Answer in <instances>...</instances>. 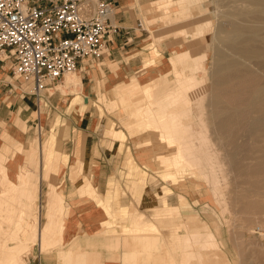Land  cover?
<instances>
[{"label": "rangeland", "instance_id": "rangeland-1", "mask_svg": "<svg viewBox=\"0 0 264 264\" xmlns=\"http://www.w3.org/2000/svg\"><path fill=\"white\" fill-rule=\"evenodd\" d=\"M165 1L166 0H136V6H137L138 12L140 14V27H141V30L143 32L142 37L147 39L145 41V42H147V45H146L147 50L146 51L153 53V56L155 57V59H153V60L149 59L147 57H144V59L146 61H148L149 63L152 62V64H149V66H154V65H158V64H170V63L173 64V67H172L173 72L172 73L170 72L169 77L167 78L168 83H166V85L160 86L161 82L163 80H165V76H164L165 74H163V73H157L156 74V76H158V77L160 75L163 76V78H161L162 80L160 79V81L157 82L158 84L155 83L156 85H154V89L157 87L156 89L159 88L160 92H156L154 96H150V97L147 96L145 90L143 89V85L145 83H147L148 80L144 83H142L144 80H138V77H140L139 75H142L143 66H142V69L140 72H138L136 74H132L128 79H126V80L124 79V80L114 84L113 86H111V89H103V88L108 87V82L105 79H98L97 83L95 84V88L93 89V91L95 92V95L92 98H89V101L91 100V103L89 102L88 107L85 106L86 102H84L83 95L85 93H78L81 89L80 86H74V88L73 87H69V88L63 87L62 88V86H61L62 81L57 82V83L53 84L52 87H49L48 89L43 90L41 92V96L39 97L40 100H38L36 98V100H38L37 103H35L36 102L35 97L33 95L31 96L32 97L31 98L32 99L31 106L33 109H37V111L33 112V114H32L33 116L36 117V120L32 124H30L32 127L29 129V132H28V134L32 133L31 137L21 138V141L12 138L7 133V130L11 129L12 131H15L14 127H12V126L9 127V122H5V121L0 120V149L5 150L6 147L10 148L12 145H15V144H17V145L19 144L18 146H23V144H25V143L28 145L33 144V146L35 147V150L31 156L26 155V159H25V162L23 163V165L27 169H29L30 179H31L32 185L35 189V194H37V185L35 184V180L38 178L37 164H36L38 151L42 152V154H43V160L45 162V167H46L45 173H46V171H49L50 176L54 175L56 172V167L58 165V162L59 161L66 162V160H67V154L62 153L60 151L61 146L63 145V142H65L69 139L70 126H69V121H68L66 114H69L70 111L73 109H76L79 112H82L83 108H85V109L88 108V110H91L92 112L96 113L95 110L97 107V109L100 111V114L98 115L96 113V115L98 117V119L95 120L96 128L100 129L101 132L109 135L108 130H106V128L103 127V125L107 122V123H111V127H110L111 130L119 129V130H123L124 133L127 134V135H125L124 138H115L112 135H109V136L113 140H117L115 142L116 143L115 145L119 144V147H120V141L124 142L123 144L125 146H122V149H121L122 151L120 150L121 152H123L124 147H126V146L128 147L127 150L124 148V151H125L124 160H123L124 170L121 172L120 176L122 177L121 181H124V183L126 184L125 187L122 189V192H124L125 196H126V194L127 195L129 194L130 197L133 198L132 202H130V206H133V204L138 203V201L135 202L134 199L135 198L138 199L137 197H140V195H139L141 193V191H139L140 185H138V182H136L137 179L139 180V177H142V178H140L139 181H140V183L142 182L141 185L145 186V188H144L145 194L147 193V194L151 195L152 199H154L151 207L141 208L140 211H138L134 208L135 209L134 213L133 212H132V214L130 213L131 214L129 217L130 223H132V224H141L142 223L143 225L146 224V223H143V215H141L143 213L151 221V222L147 223V228H145V229H147L146 232H148V233L152 232L153 234H156L157 233L156 229H158V230H159V228L161 229L162 225L166 226L164 232H167V230H168V234L169 233L171 234V232L174 231V233L184 232V233H187L189 236H191L193 232L204 233L206 231L212 230L215 234L216 239L218 241L220 240L218 242L219 247H220V249H222L225 252L227 260L230 261L231 260L230 257H234V258H236V262H237V260H239V261L241 260L242 264H244V263L246 264L245 258L248 256L251 257V255L254 254V255H252L253 261L257 264H264V255H263L264 243H262V242H264L263 241L264 238L261 239L260 237H257V235H251L245 231L241 232V226H239L240 225L239 221L241 218L238 217L237 214L234 213L241 206V203H237V204L229 203L222 196V194L214 195L212 192L209 193L208 189H207L208 184L206 186V180H205L206 178L203 179L202 177H200V179L204 180V181L203 180L201 181V180H199V177H198V179L196 181H192L186 175L182 178V181H180L178 184H176L177 186H175V184L170 179L165 177L169 167L167 165L166 166H164V165L158 166V164L155 160V154L157 152H159L160 150L149 149V146L147 144L142 143V139L145 136H148L150 134L149 132H151V131H148V130L142 128V130L136 131L135 136L130 135L131 131L129 129H132L133 126H139L140 124L138 123V119L140 117H143V115H141V113L139 116H136V117H131L130 114L134 113L136 110L143 107L145 103L148 104V102L151 101V99L153 102L158 103L165 96L172 95V94L178 92L179 90H181V86L179 83V77H182L184 74L190 73V68H189L190 65H189V63L183 62L184 64L179 63L178 66L176 67L175 66V59H176L177 54H181L184 57V59L188 60L191 55H198V54L205 53L206 57H207L205 60V63H204L205 67L207 69H211V67L213 66V63L215 62L214 58L217 57L216 52L220 48L219 43H217V40L216 41L214 40V37L216 34L215 27H216L217 21H218L217 16H215V15H216V11L218 10L217 8L219 7L216 4L215 0H199L198 3L194 4V5L189 4V2H187V1L184 3H181V4H176V3H178L176 0H173V1L170 0L167 3H171V4L169 5V4L165 3L166 4L165 5L164 4ZM240 1L241 0H233V2L231 1L230 3L228 2L226 4L228 7L225 5L224 7L222 6V8L227 10V9H229V6L231 3L234 5V2L239 3ZM232 4H231V6H232ZM242 4H243V6H244V4H245V6H247V4L245 2H243ZM185 8H186L185 12L181 11L182 9H185ZM196 13H197V15L202 13V15H199L198 17L195 18ZM206 13H207L208 17L206 16ZM192 16H194V17L192 18ZM160 19L161 20L163 19L162 21L165 24L162 21L159 22ZM199 28L202 29V32H198L197 29H199ZM182 30H183V32L184 31L185 32L182 33ZM227 41L228 40H226L225 42H227ZM165 45L168 48L166 51H164V53H165L164 55H167L168 57L162 56L163 55L162 47L164 48ZM144 59H143V62H144ZM221 62H223V61H220V63ZM210 65H212V66H210ZM11 66L12 65L10 64V62H7L6 64H4L2 66V68H0V90L5 91V89H7L8 91H12V94L14 95V97L12 98V101H15L16 98L17 99L19 98L22 101L27 100V97H26L27 94L22 93L21 89H20V88H22L23 90H26L27 89L26 85L22 84L21 81L15 79V76H13V74L11 72ZM150 69L154 70L155 68L151 67ZM205 74H203V71H201L200 69L195 70V75L197 78H204V76L206 78L207 73H205ZM108 78H110V77H108ZM78 79L81 82V75H79ZM86 80H87L86 78L83 79V81H86ZM204 81H202V84L204 82V86L202 84L200 86L201 88H204L206 86L204 88L206 91L203 94L204 96L202 95V97L200 96L201 98L200 97L195 98L194 103L187 101V102H185V105H184L186 107H188V106L194 107V111H195L194 116H198V115L200 116L201 110H202L203 105H204L203 102H206V100L208 99L206 97H208L207 95H209L207 93H209V91L211 90L210 88L208 89V87H209V82L207 84L208 79H206ZM81 84L83 85L82 82H81ZM59 85L61 86L60 87L61 89L59 88ZM233 86H234V84H233ZM233 86H231V87L234 90L235 88ZM74 90H77V91H74ZM59 93L62 94L61 97L64 100L63 105H62V107L57 106V110H53V109L51 110L50 109V103L48 101V99L50 98L49 95L54 96V95H59ZM248 95L250 97H251V95H253V89L252 88L249 89ZM226 96L230 97V98H226ZM249 96H248V98H249ZM203 97H205L206 100ZM98 98H101V99H98ZM113 98H116V100L118 99V101H111L112 103L108 104V101L113 99ZM224 98H226V99H224ZM219 99H220L221 103L219 105L217 103V105H216V108L218 110L217 109L215 110V112L213 113V114H215L214 116H212V113L209 111L210 112L209 117H211V118L216 117V123L222 121L221 126L224 124L225 125L229 124L232 128H230L228 130V128L230 126L224 125L223 127L225 129L224 128L220 129L221 130L220 131V130H218V128H220V126H219V127H217L216 130H214V131H216L214 133H211V131L207 129V132H205V134L210 135V145L212 144L214 146V147H212V145H211L212 150L213 151L215 150L213 152V154L217 155V157L220 159L225 158L226 160H228V162H230L229 163L230 165L231 164L234 166L236 165L235 168L237 167V165H241L240 166L241 169L242 168L245 169L246 165L247 166L250 165V167H251V165H253L256 162L257 154L261 153V151L258 152V150H260V148L263 149V147H264V132L257 129V128H256L257 130H255L254 128H251L252 127V125H251L252 119L246 120V118H250L249 114L247 116V113L243 109V105L240 106L239 105L240 103H237V102L231 100L232 98L229 95V93H226L225 96L220 95V97L218 98V101H219ZM222 99L227 100V102L222 100ZM214 101L218 102L217 99ZM222 101L224 102L223 103L224 105L222 104ZM230 101H232V102H230ZM228 102H230V104L231 103L235 104V105H233V107L238 108V106H239L241 109L240 108H238V109L234 108L235 109V111H234V109H232V106L230 104H228ZM225 103H227V104H225ZM228 106L229 107L231 106V111H229L230 108ZM225 107H226L225 110L227 111V113L229 112V114H227L226 111L224 110ZM199 108H200V110H199ZM227 108L229 110H227ZM219 109L223 110V111H220V113H219ZM232 110H233V112H232ZM236 110H237V112L241 110L240 112H242V113H240V112L237 113ZM217 111L221 115H219V114L216 115ZM243 111L245 112V115H244ZM223 112H224V114L226 113L227 115H223L222 114ZM204 113L205 114H203V116L207 114L205 110H204ZM38 114H40L39 120H37V116L39 117ZM231 114H233V115L231 116ZM234 114H235V116L237 114H239V115H237V117H238V119H241V121L240 120L237 121V117H235ZM152 115H153L154 119H157V120L159 119L156 117L155 112H153ZM218 115L220 117L226 116L227 119L225 120L223 117H222L223 118L222 119ZM229 115L231 116L230 119L233 120L232 123H231V120L229 123V119H228ZM240 115H241V117H240ZM217 116H218V118L221 119V121H219ZM243 116H244V118H243ZM242 118L246 121L243 120V122H242ZM57 119H59L58 122H56ZM193 119L196 120V117H194ZM211 120L209 122H211ZM249 120H251V121H249ZM225 121L227 122V124ZM204 122H206V120H204ZM235 122H237L240 127L242 126V129L239 128V126ZM246 122H250V123L245 124ZM233 123L236 125H234ZM14 124L18 127L19 130L26 131L27 123L25 121L21 120L20 118H18L17 116L15 118ZM209 124L211 125L213 123L211 122ZM231 124H233L234 126ZM249 124L251 125V127ZM247 125L249 126V128H246V127H248ZM237 126H238V128L242 134H240V131L237 129ZM243 127H244V129H243ZM196 131H197V128H195V130L193 132H196ZM237 131H239L238 136H237ZM228 132L230 135L231 134L232 135L230 136L228 134ZM220 134H221V136H219ZM235 134H236V136H235ZM213 136L215 139L213 138ZM247 136H248V138H246ZM238 137H240V138H238ZM107 138L110 139L109 137H107ZM236 138H238L240 140V142L237 141L238 139L235 140ZM242 138L244 141H241ZM230 139H232V140H230ZM246 140H248V141H246ZM118 141H119V143H118ZM227 142L230 144H227ZM257 142L259 144H257ZM235 143H239V145H241V146L243 145L241 147L242 149L246 146H247L246 148L250 147V149L251 148L256 149L258 147L257 151H256L257 152L256 157L254 156L253 153L252 154L254 157H252V155L250 154L251 152H247L248 154L246 153L245 156L248 158H245L246 159V160L244 159L245 161L241 160L242 155H243L242 152L244 153L245 149H244V151L238 150L239 148H236L237 144L234 145ZM244 143H245V145L246 144H248V145L245 146ZM49 145H51V147L48 148ZM230 145H232V146H230ZM253 146H255V147H253ZM234 147L237 149V151ZM231 148L233 150H235L236 153H234L235 151H233ZM16 149L20 150L21 148L20 149L16 148ZM14 154L15 153H12V156ZM234 156H235V158H234ZM249 156H251V158ZM222 157H224V158H222ZM134 158L136 160H138V163L136 162V160ZM250 159L251 160L253 159L254 161L252 160V162L250 163V161H251ZM241 161H242V163H239ZM76 162L74 165H72L70 167V176L74 175V174L75 175L79 174L78 169H77V165H78L79 161L77 160ZM244 162H245V165H244ZM51 163H52V167L50 168L49 166ZM141 166L142 167L144 166L145 168H142ZM204 167H205V165H204ZM144 169H147V172ZM182 169L188 170V167L184 166V167H182ZM205 169H206V171L208 170L207 167H205ZM131 172H133V173H131ZM226 177L228 178V180L231 179L230 175H227ZM235 179H237L238 182L240 181V178H234V181H236ZM132 180H135V182H136L135 185L132 184V182H131ZM241 180L243 181V177L241 178ZM238 182L237 183L234 182V184H233L234 190L233 191L237 190L236 187H238L237 186ZM219 183L221 184V182H219ZM240 183L241 182H239V184H238V185H240L239 187L244 186L245 188H247V184L244 185L243 183H241V184ZM53 185L57 189V185L56 184H53ZM92 187L95 189V191H97V189L95 188L94 185ZM180 187H186L187 190L189 188V190L191 192L192 191L194 192V193H192L193 195H191L189 193L190 192L189 190L187 192L182 191L180 189ZM107 188H109V192L111 190H114V193L116 194L114 196L115 199L117 198V194H119L121 192V190H120L121 188H119L118 183L114 182L111 179L108 181ZM165 197H166V199H165ZM211 197L216 200L215 203L211 202ZM27 199L28 198H26V201H27ZM33 199L31 200L32 209H30V208L29 209L31 210L32 214L36 215L37 213H39L38 204L36 202V196ZM150 199H151V197H150ZM118 201L115 200L114 201L115 204H117ZM158 201L163 204V207L160 210H163L164 212L166 210H168L167 212H165L163 224H159L158 217L154 212L156 209H153V207H152ZM206 203L210 204L211 207H210V205L208 207H205ZM155 207H156V205H155ZM218 207H221V209L224 210V215H226V217H224V215H222V213L220 212ZM224 207H226V208H224ZM127 214H128V212H126L125 215H127ZM179 215L183 219L182 229H180L181 227H179V222H180V218L178 220ZM175 217H176V219H175ZM60 218H62V216H60ZM126 219H127V216H123L121 221L123 222ZM198 222H199L198 226H195L191 229L189 228L190 225L198 223ZM127 223H128V221H127ZM113 226H115V225H113ZM50 227L53 228V226H50ZM152 228H154L155 230ZM46 234H47V236L43 240L44 242H46V245L44 244L45 246L43 245L40 247L41 252H46V251L50 250V248L58 247L61 244V240L58 242L53 241L52 243H50V241L59 237V231H56L55 233L52 231H48V233H46ZM104 234H106V233L103 232V235ZM113 235L114 234H112V236ZM131 236L137 237V236L131 235V234L121 235L120 237L116 236L118 238L117 245L115 244L113 247H111V244H107V246H105V247L107 249H111V250L112 249H118L119 246L121 247L122 245H125L124 243L127 242V238H130ZM141 236L151 237L152 235L151 234H148V235L144 234V235H140L139 237H141ZM143 237H141V238H143ZM30 238H31L30 235L25 237V240L20 244L19 254H20L21 258L19 260H21V261H22V255L28 254L31 251V245L33 244V242H31ZM167 239H169V238L167 237ZM93 240L94 239L87 240L82 245L76 242L68 248L75 250V251H88V253H89V255H88L89 264L93 263L92 262L93 261L92 256H95L97 254L98 257L97 258L95 257V260H97V262H98V258L99 259L101 258L100 253L97 251H94V250L89 251L90 247L93 246ZM249 241H251V243H249ZM15 242L16 241H10L9 243L11 244V243H15ZM238 242L240 244V247H237V245H236V244H238ZM35 243H37V242H35ZM165 243L167 246L166 252H165V264L170 263L169 262L170 258L174 257V256H175L174 261L176 260L177 264H186V262H185L186 258L184 255H180V252H181L180 249H183L184 246H185L184 250L186 248L187 249L191 248L192 250H197V249H200L202 247V243L195 245L191 241H189L186 244H185V242H184V244L183 243L178 244V243H176V240L171 241V242L166 241ZM221 243H222V245H221ZM127 245L131 246L128 243H127ZM246 245H247V247H246ZM11 246H13V244H11ZM6 247L7 246L3 247L2 245H0V251L1 250L8 251V247L7 248ZM245 247H246V249H245ZM68 248H66V249H68ZM93 248H94V246L92 247V249ZM140 251H141V253H150L151 252L150 249H142ZM158 251L161 252L162 248ZM252 251L254 253H252ZM246 254H248V255H246ZM9 255H11V254H9ZM59 256H60L62 263L70 264V263H67L66 261L64 262L62 260V258H63L62 252ZM204 256H206V254ZM254 256L256 257V260H255ZM89 257H91V258L89 259ZM101 261H102V259H101ZM17 262H18V264H23V261L22 262L17 261ZM138 264H142V262H140V263L138 262Z\"/></svg>", "mask_w": 264, "mask_h": 264}, {"label": "bare ground", "instance_id": "bare-ground-1", "mask_svg": "<svg viewBox=\"0 0 264 264\" xmlns=\"http://www.w3.org/2000/svg\"><path fill=\"white\" fill-rule=\"evenodd\" d=\"M169 1L170 0H166L164 4L166 3L170 5L171 3H167ZM176 1L178 2L176 4H181L187 1L189 2V4L194 5L197 4L199 0H176ZM231 1L233 2V0H215L216 4L219 7L217 8L218 10L216 11V15H215L217 16L218 21L215 27L216 34L214 40L215 41L217 40V43H219L220 48L216 52L217 57L214 58L215 62L213 63V66L210 65L212 66L211 69H207L205 67L204 63L207 58L205 53L198 55H191L188 60L184 59V57L181 54H177L175 59L176 67L178 66L179 63H183V62L189 63L190 65L189 66L190 73L184 74L182 77H179L181 90H179L178 92L172 95L165 96L158 103L153 102L151 99V101H149L148 104L145 103L143 107L139 108L134 113L130 114L131 117H136L139 116L141 113L143 117H140L138 119V123L140 124V125L138 124L139 126H133L132 129L129 128L128 129L131 131L130 132L131 136H135L136 131L142 130V128L151 131L149 132L150 134L148 136H145L142 139V143L147 144L149 146V149L160 150L155 154V160L158 166L167 165L169 167L165 177L170 179L175 184V186H177L176 184L182 181V178L186 175L192 181H196L198 177L199 180L201 181L206 178L205 179L206 186L208 184L207 189L209 193L212 192L214 195L222 194V196L229 203H233V204L241 203V206L236 210V212H234L235 214H237L238 217L241 218L239 221L240 223L239 226H241V232L245 231L248 234L257 235V237H260L262 239L264 238V147L263 149L260 148V150H258V152L261 151V153L257 154L256 162L253 165H251V167L250 165L249 166L246 165L245 169L244 168L241 169L240 168L241 165H237L236 167L237 169H236L235 168L236 165L235 166L232 164L230 165L229 164L230 162H228V160H226L224 157H222L224 159H220L217 157V155L213 154L215 150L213 151L212 147L214 146L211 144L212 145L211 147L210 145V135L205 134V132H207V129L210 130L211 133H214L216 132L214 130H216L217 127L220 126L218 130L224 128L223 126L225 124L221 126L222 121L220 118L223 117L226 120L227 117L225 116L226 117L225 118L224 116L222 117L219 116L221 115L219 114L220 111L223 110L219 109V113L218 111L216 112V115L219 114L218 116L220 117L218 118L217 116V118L219 119V121H221L217 123H216V117L213 118L209 117L210 116L209 113L211 112L212 116L215 115L213 113L217 109L216 105L217 103L218 105L221 103L220 99L218 101V98L220 97V95L225 96L226 93H229V95L232 98L231 99L232 101L240 103L239 104L240 106L243 105V109L247 113V116L248 114L250 116V118H246V120L252 119V121L249 120L251 121V125H252L251 127V125L249 124L250 127L254 128L255 130L259 129L264 132V0H241L239 3L234 2V5L231 3L232 6L230 4L231 7L229 6V9L227 10L222 8V6L224 7L228 2L230 3ZM243 2H245L247 6H245V4L243 6L242 4ZM181 11L185 12L186 8L182 9ZM196 15L195 18L198 17L199 15H202V13L197 16ZM206 16L208 17L207 13ZM193 17L194 16H192V18ZM162 20L160 19L159 22ZM183 30L182 33L185 32V31L183 32ZM197 30L198 32H202L201 28ZM226 40L228 41L225 42ZM220 61L223 62L220 63ZM197 69L203 71V74L207 73V77L205 78L204 76V78H197L195 75V70ZM75 72L76 70L65 73L63 76V81L61 83V86L62 88L63 87L74 88V86H80L81 89L78 93H85V87H84L85 85L83 86L81 84ZM156 77L157 78L155 80L153 81L148 80V82L143 85V89L145 90L148 97L155 95L158 89H156L157 87L154 89V85H156L155 83L159 82L160 79L163 78L162 75ZM206 79H208L207 84L209 82L208 89L209 88L211 89L209 93H207L209 94L207 95L208 97L205 96L206 98H208L207 99L208 101L206 100L205 97H203L206 100V102H203L205 106L203 105L201 114L200 116L198 115L199 117L194 116L195 114L194 107H189V106L186 107L184 105L185 102L187 101L194 103L195 98H199L200 96L202 97V95L206 92L204 89L206 86L204 88H201L200 86L202 84V81ZM204 82L202 84L203 86H204ZM232 83L234 84V86ZM61 86L59 85V88ZM231 86H233L236 90L235 89L233 90ZM250 87L253 89V95H251V97L248 95L249 89H251ZM226 98H230V97L226 96ZM216 99L218 102L214 101ZM224 101L227 102V100ZM89 102L91 103V100ZM230 102H228V104H230ZM111 103H112L111 101H108V104ZM223 103L224 102L222 101V104ZM230 105L232 106V109L235 108L233 107V105L235 104L231 103ZM231 106L230 107L228 106L230 110L228 108L227 110L231 111ZM238 108L240 107L238 106ZM238 108L236 107L235 109ZM225 109L226 107L224 108V110ZM204 110L207 113L206 115H204L205 117L203 116V114H205ZM95 111L98 115L100 114V111L97 109V107ZM240 111L237 112L236 110L237 113H239ZM153 112H155L156 117L159 118L158 120L154 119L152 115ZM224 112L222 113L223 115L229 114V112L227 113V111H226L227 114L226 113L224 114ZM232 115L233 114H231V116ZM237 115L235 116L234 114L235 117H237ZM231 116L229 115L228 118L229 123L231 120L230 119ZM194 117H196V120L193 119ZM243 118H242V122L244 120ZM204 120H206V122H204ZM210 120L213 123L211 125L209 124L211 123L209 122ZM238 120L241 121V119H238L237 117V121ZM58 121L59 119H57L56 122ZM232 122L233 120H231V123ZM235 123L239 126L237 122ZM248 123L250 122H246L245 124ZM238 126H237L238 130L239 128L242 129V126L241 127L239 126V128ZM103 127H105L106 130H108L109 135H112L115 138L125 137V134L122 133L121 131L111 130L110 129L111 123L106 122L103 125ZM195 128H197V131L193 132ZM230 128L232 127L230 126L228 130ZM246 128H249V126ZM239 131H237V136ZM240 134H242L241 131ZM219 136H221V134ZM238 138H236L235 140H237ZM246 138H248V136ZM237 141L240 142L239 139ZM241 141H244L243 138ZM227 144L230 143L227 142ZM236 144H237L236 148H239L238 150L244 151L245 149L244 153L242 152L243 155L241 160L245 161L246 160L245 158H248L245 156L247 152H251L250 154L252 155V157L254 156L256 157V153H257L256 151L258 147L256 149L251 148L252 149L251 150L250 147L246 148L247 147L246 145H248L246 144L245 145L246 147L242 149L241 147L243 145L241 146L239 145V143H235L234 145ZM257 144L259 143L257 142ZM236 151L234 153H236ZM252 153L254 154V156ZM249 157L251 158V156ZM252 160L250 161V163L252 162ZM78 161L79 163L77 165V169L78 172L80 173L83 172V168L81 161L80 160ZM239 163H242V161ZM204 165L205 167H207L208 169L207 171ZM184 166H187L188 170L182 169V167ZM25 175L26 174L23 171L20 173V176L22 178H24ZM227 175H230L231 179L228 180V178L226 177ZM75 177H76L75 174L70 176L71 179H74ZM200 177H202L203 179H200ZM242 177H243V181L241 180ZM8 178H9L8 175L5 174L4 165L2 162H0V245H2L3 247L7 246L8 251L6 252L7 254L8 253L11 254V255L8 254L9 255L8 256L2 250V252L5 253L7 257L4 255L6 259L4 260L0 259V264H18L17 261L22 262L21 260H19L21 258L19 254L20 252L19 247L20 244L25 240V237L30 235L31 242H33V244L37 242V244H39V247H41L44 244L46 245V242H44L43 240L47 236L46 233H48V231H52L54 233L56 231H59V237L53 239L52 241H50V243H52L53 241H57V242L60 241L61 238L60 231H62L61 223L63 222V221L61 222L62 218H60V216L65 215L67 210V205H65V203L62 202V199L58 195L57 189L54 187V185L49 183L47 185L48 188L46 187L47 188L46 195L48 196L47 197L48 200L46 203L47 206L42 213V222H41L42 224L40 225L41 214L37 213L38 215L37 214L34 215L31 213L30 210L32 209L31 200L36 196L32 182H28L26 184L25 182L14 183L8 180ZM234 178H240L239 182L243 183L244 185L247 184V188H245L244 186L239 187L240 186L238 185L239 182L237 181V179H235L236 181H234ZM219 182H221V184ZM234 182L236 183L238 182L237 184L238 187H236L237 190L235 189L236 191H233ZM89 183L91 184L92 187L93 184L90 178L84 176L83 179L78 183L77 190ZM180 189L185 192L189 190V188L187 190L186 187H180ZM92 193L94 195V200L98 205L102 207L106 215V219L102 221L101 224L108 227L111 225H115V227L118 228V226L122 223L121 218H119L116 212L112 211L109 205L104 200H102L98 194L95 193V189L93 187H92ZM189 193L193 195L192 193L194 192L190 191ZM26 198H28L27 201ZM211 202L215 203L216 200L211 197ZM209 205L210 204L206 203L205 207H208ZM152 207L155 209L162 208L155 206ZM218 208L222 213V215H224V210L221 209V207ZM224 217H226V215H224ZM198 225L199 222L190 225L189 228L191 229ZM50 226H53V228H51ZM179 227H181L180 229H182V223L179 225ZM109 230L110 229L108 228L107 231L111 232L112 229L110 231ZM112 232H116V231H112ZM128 232L124 231V233H128ZM156 232L159 234L160 230L156 229ZM136 233L138 232H134V234ZM167 237L169 239H167ZM167 237H166V241L171 242L176 240V243L178 244H182V243L184 244V242L186 244L189 241L193 242L195 245L202 243V247L197 250H192L191 248L189 249L186 248L184 250L185 246L184 247L182 246L183 249L180 250L181 251L180 255L185 256L186 264H242L241 260L240 261L237 260L236 262V258L234 257H230L231 258L230 261L226 259L225 252L219 247L218 242L220 240L218 241L216 239L215 234L212 230L206 231L204 233L193 232L191 236H189L187 233L179 232L178 234L170 235ZM10 241H16V242L11 243L13 244V246H10L9 243ZM249 243H251V241H249ZM236 245L237 247H240L239 242ZM252 253L254 252L252 251ZM205 254L206 256H204ZM252 255L251 257L248 256L245 258L246 264H257L253 261ZM70 257L71 256L69 254H65L64 262L66 261L67 263H70L71 262ZM141 257L146 258V262L144 263L150 264L149 259H147V255H145L144 257L143 255H140L138 253L127 254L126 264H138V262L140 263L145 261L144 259H140ZM174 257L170 258L169 260L170 263L168 264H177L176 260L174 261L175 259ZM92 262L93 263L90 264H100V262H97V260H94ZM155 262L156 264H165V255L164 256L158 255L156 257Z\"/></svg>", "mask_w": 264, "mask_h": 264}, {"label": "crops", "instance_id": "crops-1", "mask_svg": "<svg viewBox=\"0 0 264 264\" xmlns=\"http://www.w3.org/2000/svg\"><path fill=\"white\" fill-rule=\"evenodd\" d=\"M112 1L115 8L113 13L109 16V23L116 28L115 31L110 30L103 36L102 46L104 53L96 62L79 60L75 72L78 78L79 75H81V82L83 83V86L85 85V94L83 97L84 102H86V107H88L86 104L89 103V98H92L95 95L93 89L95 88V84L98 79L107 80L108 87L103 89H111V86L114 84L124 79H128L132 74L140 72L143 66L142 75H139L140 77H138V80H144L142 83L147 80L153 81L157 78V73H163L165 74V80L161 82V86L168 83L167 78L169 77L170 72H173V64L171 63L149 66L152 62L149 63L144 59V57H147L153 60L155 57L153 56V53L146 51L147 42L145 41L147 39L142 37L143 32L140 27V14L136 6V0ZM167 48L168 47L166 45L164 48L162 47V56L164 57H168L167 55H164V51H166ZM151 67L155 69L151 70ZM85 78L87 80L83 81ZM60 81H63V77L58 82ZM157 92H160L159 88ZM61 95L62 94L60 93L59 95L54 96L49 95L50 98L48 101L50 103L51 110H57V106L62 107L64 100ZM31 96L32 95H27V100L22 101L21 99L16 98L15 101H12V98L14 97L12 91H8L7 89H5V91L0 90V120L9 122V127H14L15 131L8 129L7 133L12 138L19 141H21V138H29L32 135V133L28 134V132L32 127L30 124L36 120V117L32 114L33 112H36L37 109H33L31 106ZM37 101L38 100H36L35 103H37ZM109 101H118V99L116 100V98H113ZM82 110V112H79L78 110L73 109L69 114H66L70 126L69 139L63 142L60 149L62 153L67 154L66 162L59 161L55 174L51 176L49 175V171H46L45 173L46 167L42 152L38 151L36 162L38 173V178L35 180V184L37 185L36 202L38 204V211L41 214L40 225L42 224V213L47 206L46 203L48 196L46 195V190L49 183L57 185L58 195L67 205V211L65 215L62 216L61 220V222L63 221L61 223L62 231H60V240L62 239L61 244L58 247L50 248V250L46 252L40 251L39 244H32L30 253L22 255L23 264H65L62 263L60 259L59 255L61 252L63 254V261L65 259V254H69L71 256L70 264H89L88 251H75L68 247L72 246L76 242L82 245L85 241L91 239H94V248L92 249L93 246L90 247L89 251L94 250L100 253V259H102L101 263V260L98 258V262H100V264H126V255L130 253H138L144 257L147 255V259H149L150 264H156V257L158 255H165L167 247L165 243L166 237L178 234L179 232L174 233V231H172L171 234H168V230L167 232H164L166 227L164 225L161 226V229L159 228V234L146 232L147 229L145 228H147V223L151 221L143 213L141 214L143 215V223L146 224L130 223L129 217L132 212L134 213L135 209L140 211L141 208L151 207L154 199H152L151 195L147 193L145 194V186L141 185L142 182L140 183L139 181L142 177H139V180L137 179L136 182L140 185V197H137L138 199H134L135 202L138 201V203L130 206V202H132L133 198H131L129 194H126L125 196L124 192H122V189L126 184L124 181H121L122 177L120 176L121 172L124 170V148L127 150L128 147H124L123 152H121L122 146H125L123 144L124 142L120 141V147L119 144L115 145L117 140H113L109 135L96 128L95 120L98 119L96 113L88 110V108H83ZM38 115L39 117L37 116V120L40 119V114ZM16 116L27 123L26 131L19 130L14 124ZM115 130L124 133L123 130ZM124 134L127 135L126 133ZM18 145H12L10 148L6 147L5 150L0 149V162L4 165L5 174L9 177L8 180L14 183L25 182L26 184L31 182V179L29 169H27L23 163L25 162L26 155L31 156L33 154L35 147L33 144L28 145L26 143L23 144V146ZM49 147H51V145H49L48 148ZM16 148L21 149L18 150ZM12 153L15 154L12 156ZM77 160L81 161L83 172H80L74 179H71L70 167L74 165ZM136 162L138 163V160H136ZM49 167H52V163ZM142 168L145 167L143 166ZM144 170L147 172V169ZM22 171L26 174L24 178L20 176ZM84 176L90 178L92 184L97 189L95 193L109 205L112 211L116 212L119 218L122 219L123 216H127V219L123 221L118 228L114 226L117 229L112 227L113 225L108 227L101 224L102 221L106 219V215L102 207L94 200L90 183L77 190V185ZM110 179L117 182L119 188H121V192L117 194L118 199H115L114 197L116 195L114 190L109 192V188H107L108 181ZM131 182L133 185L136 183L135 180H132ZM114 199L116 201L119 200L118 203L116 202L117 204H115ZM155 205L156 207H163V204L159 201ZM167 211L168 210L165 212ZM126 212H128L127 215H125ZM154 212L158 217L159 224H163L165 212L160 209H156ZM179 218L180 225L183 223V219L180 215L178 220ZM106 228L107 230L108 228L110 230L112 229L111 232H108ZM124 231L129 232L124 233ZM103 232L106 234L103 235ZM134 232L138 233L134 234ZM112 234H114V237ZM127 234L135 235L137 237L131 236L130 238H127V242L124 243L125 245H122L121 247L119 246L118 249L111 250L105 247L107 244H111V247L115 244L117 245L118 238L116 236L120 237L121 235ZM144 234H151L152 236H141L143 238L139 237ZM127 243L131 246H128ZM161 248L162 251H158ZM142 249H150L151 252L141 253L140 250ZM3 252L7 253L6 251ZM3 252L2 250L0 251V259L2 260L6 259L4 256L5 253ZM92 257L94 258H92L94 261L95 257L97 258L98 255L96 254ZM90 258L91 257H89V259ZM140 259H144L145 261H143L142 264H146L144 263L146 262V258L141 257Z\"/></svg>", "mask_w": 264, "mask_h": 264}, {"label": "built area", "instance_id": "built-area-1", "mask_svg": "<svg viewBox=\"0 0 264 264\" xmlns=\"http://www.w3.org/2000/svg\"><path fill=\"white\" fill-rule=\"evenodd\" d=\"M114 8L112 0H0V68L10 62L21 92L39 100L79 60L100 59Z\"/></svg>", "mask_w": 264, "mask_h": 264}]
</instances>
